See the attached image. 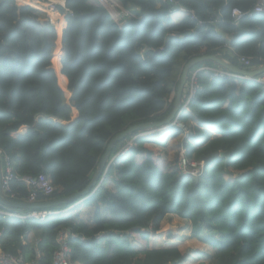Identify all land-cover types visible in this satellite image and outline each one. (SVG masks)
<instances>
[{"label":"trees","instance_id":"trees-1","mask_svg":"<svg viewBox=\"0 0 264 264\" xmlns=\"http://www.w3.org/2000/svg\"><path fill=\"white\" fill-rule=\"evenodd\" d=\"M118 1L135 17L116 22L91 0H66L72 15L64 20L56 74L51 59L58 34L44 14L0 0V148L18 177L49 175L55 190L49 197L38 192L37 201L81 191L113 136L163 120L190 58L220 56L240 66L242 55L252 68L264 63V13L237 23L230 15L257 0H176L187 11L177 24L160 0ZM216 66L204 60L194 68ZM198 80L179 118L190 135L178 147L197 160L229 151L226 162L217 157L194 177L179 169L166 140L137 137L94 192L51 208L62 213L41 223L0 214V248L21 249L30 259L33 246L21 239L40 229L42 262L49 263L64 228L75 264H186L177 244L153 245L152 234L173 215L190 222L215 264H264V91L254 81L213 77L209 70ZM168 130L170 137L182 135L175 125ZM12 188L17 201L29 192L19 180ZM174 237L172 230L164 234L167 242Z\"/></svg>","mask_w":264,"mask_h":264},{"label":"built area","instance_id":"built-area-1","mask_svg":"<svg viewBox=\"0 0 264 264\" xmlns=\"http://www.w3.org/2000/svg\"><path fill=\"white\" fill-rule=\"evenodd\" d=\"M94 3L104 7L109 13L110 17L118 22L123 18H130L134 15L130 13L128 10L123 8L121 3L118 0H92ZM162 4L169 5V10H174L176 6V0H160ZM42 7L36 5L35 8L40 9L48 18V20L53 24L52 18L53 15L57 13V5H60L66 13L70 15L72 12L65 7V0H46ZM192 13V11H190ZM264 13V0H257L255 4L248 10H241L238 7H233L230 11V15L234 21L237 23L241 18L245 16H252L254 14ZM216 19H210V22H215ZM237 61L244 67H250L251 61L249 57L237 55ZM204 70H209L213 77L218 78H233L239 77L236 74H233L222 67H200L191 72L188 76L187 84H186V94L187 101L193 98L196 94L197 89L199 88V73ZM241 78L254 81L260 85L262 91H264V73L256 77H245L240 76ZM177 126L183 128L185 134L188 133V130L184 125L179 122H174ZM131 147V143L127 142L123 145L114 155V158L121 157L124 153L128 151ZM111 160V161H112ZM0 161H1V169H2V192L3 194L10 198L14 199L17 196H20L17 192H15L12 188V183L14 180L22 181L29 192L26 196H24L23 201L36 202L38 192H40L43 196L49 197L55 190V186L52 184L51 179L46 173H39L36 176L25 175L22 177H18L15 172V164L12 161L9 154H7L2 148H0ZM179 167L186 171L187 169H191L193 173H196L202 167V164L196 160L189 159L185 156L183 151L181 150L178 158ZM5 217H18L20 219H32L37 222H43L49 215L55 213L46 209H33L29 210L26 214L18 215L5 211H0ZM83 237L80 236V239ZM23 240V238L21 239ZM55 242L57 244L56 249L52 253V258L49 263L42 262L43 252L41 249L42 237L41 234L36 235L33 240V256L30 259H26L24 253L21 249H17L15 253L3 251L0 248V264H75L72 260L71 254L72 250L69 245V232L68 230L62 228L59 229L55 235Z\"/></svg>","mask_w":264,"mask_h":264},{"label":"water","instance_id":"water-1","mask_svg":"<svg viewBox=\"0 0 264 264\" xmlns=\"http://www.w3.org/2000/svg\"><path fill=\"white\" fill-rule=\"evenodd\" d=\"M204 60L213 61L214 63L221 66L222 68L227 69L228 71L241 75V76L243 75V76L253 77V76L260 75L264 72V63L257 66L256 68L252 70H245L233 64L229 60L223 59L219 56L202 55V56H196V57L190 58L186 63L183 64L181 72L177 78V85H176V89L174 93L173 105H172V108L169 114L161 121L144 122V123H139L134 126H129L127 129L113 136L109 140L105 151L99 158L97 166L90 179V182L84 189H82L79 192H75L70 195H67V196L45 200V201H40V202L14 201V200H11L5 197V195L2 192V185H1L2 169H1V164H0V205L8 209H19V210H25V211L33 210V209H49V208H53V207L60 206V205L71 204L75 200H77L79 197L88 194L89 191L93 187H95L96 183L99 181L104 168L107 166V161L110 155V151L117 143L125 140L126 136L132 134L133 132L160 128L163 126H167L172 122L176 111L181 106L182 93H183L184 86L186 84L189 71L192 68H194L198 63ZM229 154H230L229 151L211 152L207 156L202 157V161L205 164H209L216 157H224V161L226 162L227 158L229 157Z\"/></svg>","mask_w":264,"mask_h":264},{"label":"rangeland","instance_id":"rangeland-1","mask_svg":"<svg viewBox=\"0 0 264 264\" xmlns=\"http://www.w3.org/2000/svg\"><path fill=\"white\" fill-rule=\"evenodd\" d=\"M26 1L32 2L34 0H32V1L31 0H17V3L19 5H28L29 3L26 2ZM30 5H32V4H30ZM40 6L42 7L41 4H40ZM61 14L62 13L60 12V13H58V15H53L54 18H52L53 25L56 26L55 29H56V32L58 33V37L56 39V46H55V49H54V52H53V57L51 59V67L55 71L56 74L59 73V70L61 68V61H60L61 60V52H59V51H60V48H61V42L60 41H61L62 27H59V25H60V18H62V19L64 18ZM49 24H50V22H49ZM50 25H52V24H50ZM57 58H58V66L55 64V61H54ZM161 131H163V132H161L163 134H162V136L160 138L164 139V137H165L164 135H166L167 132H164V129H162ZM150 135H152V133H150ZM176 220H178V219L177 218H174V219L169 218V219L164 220L163 221V225H166V226H162V228H161L162 230L161 231L164 232V231H166L167 229H169L171 227L173 228V225H168V224L175 223ZM182 221L185 222L184 220H182ZM186 223H188L187 229H183V233L180 234L179 232L181 231L182 227L178 228V230L180 229L177 232V233H179V235L178 236L176 235V238L173 239L174 244L178 243L177 246L179 247V249L183 253L185 252L187 254V260L188 261H187L186 264H215V259L214 258H212L214 261L212 259H209L210 252H208V249H206V247H203V248L199 249V247H202L203 244L198 242L195 239V237H191L190 236L191 235L190 224H189L190 222H186ZM179 224H182V223L180 222ZM161 231L159 232L160 234L159 233L158 234H154V235L152 234V236H153L152 237L153 245L158 246V245H161L162 243H165V245H170L171 242H167V240L164 239V234L165 233L162 234ZM38 233H39V230L36 229L34 231V234L38 235ZM187 235H189L190 237L187 236ZM195 250L197 252H205L206 251V253H204L205 255H201V256L198 255V254H192V256H190L189 253L191 251L194 252Z\"/></svg>","mask_w":264,"mask_h":264},{"label":"clouds","instance_id":"clouds-1","mask_svg":"<svg viewBox=\"0 0 264 264\" xmlns=\"http://www.w3.org/2000/svg\"><path fill=\"white\" fill-rule=\"evenodd\" d=\"M17 1V0H16ZM33 3V5H30V4H28V5H30L31 7H33V8H35V6L36 5H38V4H43L44 2H40V1H38V0H35V1H32ZM91 2L92 3H94L92 0H91ZM94 4H97V3H94ZM98 5V4H97ZM122 5V4H121ZM65 7H66V0H65ZM61 8V9H60ZM67 8V7H66ZM124 8V7H123ZM36 10H38V11H40L41 13H43L40 9H37V8H35ZM175 9H181V10H184V9H182V8H180V7H176ZM174 9V10H175ZM71 11V10H70ZM184 11H186V10H184ZM62 13L61 15L65 18L66 17V15H70L69 13H66L65 11H64V9L60 6V5H57V13L55 14V15H58V13ZM130 12V11H129ZM131 13V12H130ZM191 13V12H190ZM44 14V13H43ZM72 15V14H71ZM255 15V14H254ZM44 16L46 17V15L44 14ZM110 16V15H109ZM253 16V15H252ZM133 17H135V16H133ZM245 17H247V16H245ZM251 17V16H250ZM47 18V17H46ZM62 19V18H60V22L61 21H64L65 19ZM132 18V17H131ZM47 20H48V18H47ZM49 21V20H48ZM50 22V21H49ZM50 24H52L51 22H50ZM52 26H53V28L55 29L56 28V26L55 25H53L52 24ZM59 27H62V29H63V25L62 24H60L59 25ZM55 31H56V29H55ZM57 33V32H56ZM58 34V33H57ZM60 52V51H59ZM222 58V57H221ZM224 59V58H223ZM239 63V62H238ZM240 64V63H239ZM216 67H221V66H219V65H217ZM239 67H241L242 69H245V70H252L253 68L252 67H244V66H242L241 64H240V66ZM200 68V67H199ZM256 68V67H255ZM61 69V68H60ZM194 69H197V68H194ZM225 70H227V69H225ZM60 71V70H59ZM228 71V70H227ZM230 72V71H229ZM231 73H233V72H231ZM264 73V72H263ZM59 74V73H58ZM233 74H235V73H233ZM237 76H239V78H241L240 76L241 75H238V74H236ZM261 75V74H260ZM243 76V75H242ZM257 76H259V75H257ZM245 77H248V76H245ZM253 77H256V76H253ZM187 80H188V76H187ZM187 80H186V84H187ZM247 80V79H246ZM186 84H185V86H184V89H183V93H182V103H181V106H180V108L176 111V113H175V116H174V119L172 120V122L169 124V125H167V126H163V127H160V128H155V129H150V130H144V132H142V131H140V133L138 134V135H135V136H133V137H131V138H129V139H127V140H125L124 142H123V144L110 156L109 155V158H108V161H107V166L104 168V170H103V172H102V175H101V177H100V179H99V181L96 183V185H95V187H93L90 191L91 192H94L96 189H97V187L100 185V183L102 182V180L104 179V177H105V174H106V172H107V170H108V168H109V166L113 163V161L115 160V159H117V158H114L113 160H112V158L114 157V155H115V153L123 146V145H125L127 142H130L131 143V147L128 149V151L132 148V144H133V140L135 139V138H137V137H142V138H145V137H148V138H153L152 137V135H150V133H155L157 130H162V129H164V132H167V133H169V127H171V126H173V125H175V126H177L174 122L175 121H179V122H181L180 121V116H181V114L183 113V111H185L186 109H187V107H188V103L190 102V100L192 99H190L189 101H187V94H186ZM174 93H175V91H173L172 93H171V95H170V100H172L173 98H174ZM183 96H185V98L183 99ZM195 97V96H194ZM193 97V98H194ZM172 105H173V103H172ZM182 123V122H181ZM183 124V123H182ZM184 125V124H183ZM177 127H179V126H177ZM184 127H186V129L188 130V133H186L185 134V131L183 130V128H181V127H179L181 130H182V135H181V143H182V141L186 138V137H188L189 135H190V129L187 127V126H185L184 125ZM139 132V131H138ZM126 139V138H125ZM160 139V138H159ZM182 146H183V143H182ZM183 151V153L185 154V156L187 157V158H189V159H193V160H196V161H198V162H200L201 164H202V167L200 168V170L198 171V172H196V173H193L192 172V170L189 168V169H187L186 171H183L180 167H179V164H178V158H179V153H180V151ZM127 151V152H128ZM126 152V153H127ZM178 154H177V164H178V167H179V169L182 171V172H189L190 174H192L194 177H198V176H200L201 175V173H202V171H203V169H204V167H205V163L202 161V158H201V160H197V159H195L194 157H188L187 156V154H186V151H185V149L183 148V147H178V149H177V151H176ZM216 152V151H215ZM126 153H124L121 157H123ZM211 153V152H210ZM230 153V152H229ZM209 154V153H208ZM207 154V155H208ZM206 155V156H207ZM121 157H118V158H121ZM204 157V156H203ZM217 158V157H216ZM222 158V157H221ZM215 159V158H214ZM112 160V161H111ZM0 164H1V161H0ZM2 167V166H1ZM2 178V177H1ZM89 191V192H90ZM6 197V196H5ZM8 198V197H7ZM8 199H10V198H8ZM11 200H14V199H11ZM14 201H17V200H14ZM45 201V200H44ZM19 202H29V201H19ZM36 202H40V201H36ZM46 210H50V211H53V210H51V208H49V209H46ZM0 211H5V212H9V213H13V214H17L16 212H10V211H8V210H1L0 209ZM29 210H27V212H28ZM27 212H25L24 214H26ZM53 212H55V213H53V214H51V215H54V214H59V213H62V211H53ZM1 214V213H0ZM3 215V214H2ZM4 216V215H3ZM11 217H14V216H11ZM18 218V217H17ZM41 223V222H40ZM38 230H40V229H38ZM35 231V230H34ZM31 232V231H30ZM27 234V233H26ZM41 234V237H42V232L40 233ZM26 236V235H25ZM24 237V236H23ZM23 244V243H22ZM24 245V244H23ZM32 246H33V242H32Z\"/></svg>","mask_w":264,"mask_h":264},{"label":"crops","instance_id":"crops-1","mask_svg":"<svg viewBox=\"0 0 264 264\" xmlns=\"http://www.w3.org/2000/svg\"><path fill=\"white\" fill-rule=\"evenodd\" d=\"M32 1V0H31ZM35 1V0H34ZM187 14V11H184V10H181V9H175V10H168V15H169V17H170V19H171V24H177V23H179L183 18H184V16ZM60 24H62L63 25V28H64V25H65V22L64 21H61L60 22ZM220 57V56H219ZM57 66H58V64H57ZM60 68V67H59ZM254 69V68H253ZM161 132H163V131H161V130H157L155 133H153L152 134V137L154 138V139H159L161 136H162V134L163 133H161ZM165 137H164V140H166L167 141V145H168V148H169V152H170V155H173L176 151H177V149H178V144L179 143H181V137L180 136H178V137H170L169 136V133H167L166 135H164ZM160 139H163V138H160ZM0 206H2V205H0ZM5 208V207H4ZM1 210H8L9 211V209L8 208H6V209H3V208H1ZM16 210V213L18 214V215H23L24 214V212H23V210H19V209H15ZM169 218H171V219H174V218H177L178 220H176V222L175 223H171V224H168V225H173V228L171 227V228H169V229H167L166 231H168V230H174L175 232H174V235H175V237L174 238H176V235L178 236L179 235V233L181 234V233H183V229H187V227H188V223H186V222H189V221H187V220H184V219H181V218H179V217H176V216H173V215H167L164 219H163V221L164 220H166V219H169ZM182 220H184L185 222H183ZM163 221L161 222V228H162V226H166V225H163ZM182 223V224H179V223ZM166 224V223H165ZM190 224V223H189ZM182 227V229H181V231L179 232V233H177L179 230H178V228H181ZM175 228V229H174ZM162 229H160V231H161ZM166 231H164V232H162V234H164ZM190 231H191V224H190ZM41 233V230H39V233H38V235ZM35 234H34V230H32L31 232H28L27 234H26V236H24V237H22L23 238V240H22V243L23 244H31L32 245V242H33V240L35 239ZM187 236H189V235H187ZM191 237H193L192 236V234L190 235ZM189 236V237H190ZM198 242H200L197 238H195ZM168 242H171V243H174L173 242V240H169ZM201 243V242H200ZM178 244V243H177ZM203 244V243H202ZM203 247H206V249H208V252H210L211 253V247H208L207 245H205V244H203V246L202 247H199V249H201V248H203ZM204 253H206V251L205 252H197L196 250L193 252V251H191L190 253H189V255L190 256H192V254H198V255H205ZM210 255V254H209Z\"/></svg>","mask_w":264,"mask_h":264}]
</instances>
